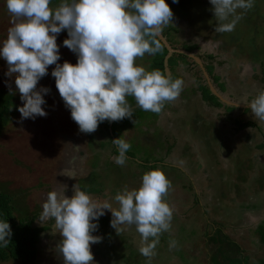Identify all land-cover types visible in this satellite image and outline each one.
<instances>
[{"label": "rangeland", "instance_id": "rangeland-1", "mask_svg": "<svg viewBox=\"0 0 264 264\" xmlns=\"http://www.w3.org/2000/svg\"><path fill=\"white\" fill-rule=\"evenodd\" d=\"M60 2L53 0L50 7ZM170 6L174 19L167 27L175 30L169 34L170 42L164 38L174 52L187 56L188 64L178 62L172 70L173 79L184 81L183 91L159 114L142 110L133 119L135 125L131 120L112 124L111 139L120 137L131 144L124 166L115 163L117 147L102 125L91 134L79 131L51 76L54 65L37 85L50 89L43 94L47 115L21 122L17 108L23 102L15 75H5L7 63L0 58V187L24 210L20 213L38 214L34 226H48L40 233L35 257L26 264H63L56 252L60 237L54 221L39 219L49 191L65 190L64 195L71 197L76 185L94 202L118 209L116 193L138 188L153 164L171 181L166 201L173 218L170 231L160 236L151 264H231L241 259L259 264L264 259L258 230L264 229V122L253 119L243 103L264 89V0H254L250 16H243L228 33L214 31L209 0H171ZM10 21L6 2L0 0V43ZM66 38V30L56 38L58 63L76 64V55L63 45ZM194 44L191 51L184 49ZM136 63L149 71L147 54ZM206 65L212 67L210 74ZM204 86L217 95L221 107L202 99ZM9 97V107L3 111ZM245 122L255 126L240 128ZM104 211L94 221L98 229L92 235L102 237L91 245L95 264H148L138 251L135 227L121 226L123 230L116 233L110 225L111 212ZM173 240L176 244L170 247Z\"/></svg>", "mask_w": 264, "mask_h": 264}, {"label": "clouds", "instance_id": "clouds-1", "mask_svg": "<svg viewBox=\"0 0 264 264\" xmlns=\"http://www.w3.org/2000/svg\"><path fill=\"white\" fill-rule=\"evenodd\" d=\"M5 2L11 26L0 43V58L7 63L5 75H15L23 102L17 108L21 122L47 115L42 107L46 103L43 94L50 89L37 85L52 65L51 76L59 96L84 134L94 133L104 121L127 118L135 125L127 97H132L141 110L159 114L183 91L182 79H173L159 69L147 71L136 63L137 58L161 50L158 37L165 27L173 25L174 13L165 0H61L55 8L50 7V0ZM209 2L216 33L232 32L243 13L254 6V0ZM64 30L68 38L63 45L76 55V64L58 63L56 38ZM243 103L253 119L264 122V89ZM111 142L119 153L115 163L124 166L131 144L120 137ZM171 188L163 171H146L138 188L125 187L116 193L118 209L108 202H94L76 185L71 197L64 195L65 190H53L46 194L39 219L54 221L53 229L60 237L56 252L63 264H95L91 245L100 243L102 237L92 235L98 229L94 221L108 210L116 233L123 230L121 226L135 227L138 251L151 264L160 236L171 229L173 209L166 201ZM11 236L9 223L0 220V247H7ZM175 244L170 241V247Z\"/></svg>", "mask_w": 264, "mask_h": 264}, {"label": "trees", "instance_id": "trees-1", "mask_svg": "<svg viewBox=\"0 0 264 264\" xmlns=\"http://www.w3.org/2000/svg\"><path fill=\"white\" fill-rule=\"evenodd\" d=\"M53 0H50L52 2ZM165 2L169 5L171 8V0H165ZM255 7H259V3H255ZM256 8H253V10H256ZM172 10V8H171ZM257 12V11H256ZM251 10H248L246 14H243V16H250ZM258 13V12H257ZM213 14V13H212ZM245 16V18H246ZM255 15H253L254 17ZM258 16V15H256ZM261 16V15H260ZM251 20V19H250ZM174 31L175 29L165 27L163 32L161 33L162 36H164L168 42L169 40V34L170 32ZM252 30L249 31L251 33ZM159 39V38H158ZM250 39H253L251 37ZM160 41V39H159ZM252 42V41H251ZM161 44V50L156 53L155 55H148V58L150 59V64H149V71H152L154 69H159L163 73H165V57L168 54V50L165 47V45L160 41ZM196 45H191L189 47H185L184 49L186 51H191ZM173 49V48H172ZM175 50V49H173ZM187 56L182 54V53H176L174 52L171 54L167 60V67L169 71L171 72V76L173 77V69H175L176 65L178 62H182L184 64H188L186 62ZM206 71L209 73L212 70L211 66L206 65L205 66ZM264 71V70H263ZM210 74V73H209ZM201 92H202V99L205 101L210 102L214 107H221L222 103L219 101L218 97L211 92V90L208 88V86L201 87ZM9 100L4 102L2 104V109H7L9 106ZM129 103L131 104L133 108V117L132 119H137L140 115V112L142 111L139 107H135L136 103L135 100L131 97ZM7 107V108H6ZM233 107H230L228 109H231ZM143 114V113H142ZM2 117V113L0 112V118ZM130 119H123L119 122H125L129 121ZM116 122H108L104 121L100 123L99 125L103 126V130L107 137L109 138L110 142L112 141V136L114 135L113 130H112V124ZM125 125V124H124ZM248 126H255L251 122H245V123H240V128H245ZM109 142V143H110ZM262 147V146H261ZM114 154L116 153L113 150ZM156 165L153 164L152 167H149L153 169ZM21 211H24L20 208L17 207V203L14 201V197L10 194L7 193L6 190L2 189L0 187V220H5L9 223L11 231H12V236L10 238V243L7 247H0V262H5V261H21L24 264L31 262L33 258L36 255V245L39 241L40 233L47 231L48 226H34V220L36 219L37 215H27L26 213H20ZM28 213V212H27ZM17 215V216H16ZM260 235H261V240L264 243V229L261 227L258 228ZM231 264H247L246 259H241V260H236L232 262ZM259 264H264V259L259 262Z\"/></svg>", "mask_w": 264, "mask_h": 264}, {"label": "water", "instance_id": "water-1", "mask_svg": "<svg viewBox=\"0 0 264 264\" xmlns=\"http://www.w3.org/2000/svg\"><path fill=\"white\" fill-rule=\"evenodd\" d=\"M160 39V41H162V43L165 45V47L167 48L168 50V54L167 56L165 57V61H164V64H165V74H169V70H168V67H167V63H166V60L167 58L172 54V52H174V50L168 45V43L166 42L164 36L160 35L158 37Z\"/></svg>", "mask_w": 264, "mask_h": 264}, {"label": "crops", "instance_id": "crops-1", "mask_svg": "<svg viewBox=\"0 0 264 264\" xmlns=\"http://www.w3.org/2000/svg\"><path fill=\"white\" fill-rule=\"evenodd\" d=\"M212 92V91H211ZM216 95V94H215ZM217 96V95H216Z\"/></svg>", "mask_w": 264, "mask_h": 264}]
</instances>
